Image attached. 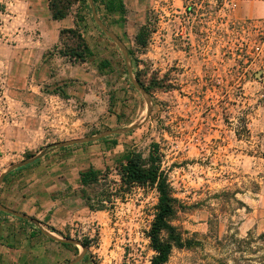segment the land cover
I'll use <instances>...</instances> for the list:
<instances>
[{"label": "rangeland", "instance_id": "rangeland-1", "mask_svg": "<svg viewBox=\"0 0 264 264\" xmlns=\"http://www.w3.org/2000/svg\"><path fill=\"white\" fill-rule=\"evenodd\" d=\"M92 1L129 62L91 0L61 23L50 0H0V207L38 222L1 211L0 264H151L159 195L123 192L120 171L156 144L185 241L168 264H264L249 226L264 186V0H123L124 14ZM67 29L86 62L64 56L78 43ZM91 169L100 180L83 186Z\"/></svg>", "mask_w": 264, "mask_h": 264}, {"label": "trees", "instance_id": "trees-1", "mask_svg": "<svg viewBox=\"0 0 264 264\" xmlns=\"http://www.w3.org/2000/svg\"><path fill=\"white\" fill-rule=\"evenodd\" d=\"M79 1L80 0H50L49 12L51 19L56 22L67 19L72 8L78 4ZM94 4L96 6V1H94ZM106 7L110 13H125L123 0H108ZM65 34L71 35L78 41L75 48L68 53H63L65 57L84 63L89 57L93 56V52L87 42L77 30H62L60 32V37L62 38ZM150 35V24L143 26L136 36V44L141 48L147 47ZM137 81L140 87L148 94L151 95L153 91H155L151 84L148 86L141 80V75L139 73H137ZM154 149L149 159H145L141 154L134 152L127 155L126 163L122 166L120 171V189L123 192H128L135 187H152L158 192L159 197L158 203L155 206L154 220L148 232L150 247L152 251L155 252L151 264H168L173 248H183L185 246V241L178 229L171 224V219L175 214V199L172 195L168 178L161 170V161L157 150V144L154 145ZM27 167H29V165L22 168ZM99 180L100 172L91 169L83 174L81 182L83 186L87 187L93 183H98ZM112 191V189L108 190L105 196H112ZM90 207L92 209L95 208L94 205H90ZM98 209L103 210L104 206H100ZM0 214L4 213L0 211ZM164 234L167 235V239H164ZM259 238L263 239L264 235ZM65 246L68 245L65 244ZM82 246L89 249L88 242L83 243Z\"/></svg>", "mask_w": 264, "mask_h": 264}, {"label": "water", "instance_id": "water-1", "mask_svg": "<svg viewBox=\"0 0 264 264\" xmlns=\"http://www.w3.org/2000/svg\"><path fill=\"white\" fill-rule=\"evenodd\" d=\"M91 6H92V9H93L94 16H95V20H96L97 24L101 27V29H102L103 31H105L106 34H108L111 38L117 40L118 44H120V46L123 48V50H124V52H125V54H126L127 62H129V56L127 55V52H126V50L124 49L123 44L120 43V41L116 38V36H115L114 34H112V33H108V32H107V27H105V26L103 25V23H102V22L99 20V18L97 17V15H96V13H95V4H94V2H93L92 0H91ZM129 72L131 73V68H130V67H129ZM136 87H137V88H138V89H139L144 95H148V93H147L144 89H142L138 83H136ZM150 113H151V108H150V106H149V107H148V114H150ZM85 141H86V140H77V141H73V142L62 143V144H59L58 146H59V147H66V146H70V145H72V144H81V143H83V142H85ZM43 154H44V153L38 155L37 157H35V158L32 159V160H28V161L24 162V163H22V164L14 165V166L11 167V169H10L9 171H12V170H14V169H16V168H18V167L26 166V165L30 164V163L33 162L34 160H36V159L42 157ZM4 177H5V175L1 178V182L3 181ZM0 211L6 212V213H8V214H10V215H15V216L22 217V218L27 219V220L31 221L32 223H35V224L38 223L37 221H35V220H33V219L26 218V217H24V216H20L19 214L15 213L14 211L9 210V209L4 208V207H0ZM45 234L48 235V236H50V237L53 238V239H56L55 237L51 236L50 234H48V233H46V232H45ZM78 261H79V259L75 260L74 263H76V262H78Z\"/></svg>", "mask_w": 264, "mask_h": 264}, {"label": "crops", "instance_id": "crops-1", "mask_svg": "<svg viewBox=\"0 0 264 264\" xmlns=\"http://www.w3.org/2000/svg\"><path fill=\"white\" fill-rule=\"evenodd\" d=\"M65 20L60 21V23L64 22ZM257 197L258 199L254 201V206L251 207L252 209V212H250L251 222L249 226L253 229H256L257 231L264 233V186L263 185L261 188V193Z\"/></svg>", "mask_w": 264, "mask_h": 264}]
</instances>
